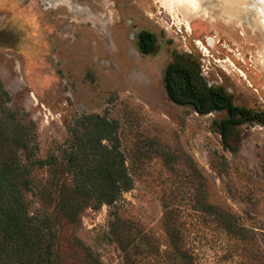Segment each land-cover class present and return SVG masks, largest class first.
I'll return each instance as SVG.
<instances>
[{
  "label": "rangeland",
  "instance_id": "rangeland-1",
  "mask_svg": "<svg viewBox=\"0 0 264 264\" xmlns=\"http://www.w3.org/2000/svg\"><path fill=\"white\" fill-rule=\"evenodd\" d=\"M79 3L107 25L95 29L80 17L75 25L76 17L51 0H0V116L33 123L37 159L58 154L76 117L114 119L133 178L112 205L85 207L72 225L57 218L56 229L103 264H258L264 125H242L240 150L231 154L210 130L223 112L200 115L174 104L163 72L174 55L189 57L208 85L264 111V0ZM140 31L153 34V52L139 51ZM69 178L60 159L33 167L24 193L29 212L55 214ZM223 218L244 227L243 240L224 231ZM121 244L134 246L126 255ZM65 253L62 264H82L76 252Z\"/></svg>",
  "mask_w": 264,
  "mask_h": 264
},
{
  "label": "trees",
  "instance_id": "trees-1",
  "mask_svg": "<svg viewBox=\"0 0 264 264\" xmlns=\"http://www.w3.org/2000/svg\"><path fill=\"white\" fill-rule=\"evenodd\" d=\"M137 46L142 53L153 52V34L140 31ZM163 85L174 104L187 106L200 115L223 112L211 120L210 130L218 134L222 148L231 154L240 150L242 125H264V111L237 105L223 88L208 85L198 64L189 57L173 56L164 69ZM2 92L8 99L7 92ZM11 116L4 112L0 116V264H62L68 250L76 252L82 264H103L74 235L60 234L55 220L61 218L72 225L85 207L97 210L104 204L112 205L132 189L133 178L120 149L117 121L95 113L76 117L67 126V138L59 145L58 154L37 159L33 123L23 124ZM57 159L69 174L71 187L61 194L55 214L30 213L24 193L31 188L32 168L50 167ZM221 224L226 233L243 240L244 227L229 218H223ZM170 237L175 246L178 238L172 234ZM133 246L121 244L126 255ZM263 261L257 245L255 262Z\"/></svg>",
  "mask_w": 264,
  "mask_h": 264
},
{
  "label": "bare ground",
  "instance_id": "bare-ground-1",
  "mask_svg": "<svg viewBox=\"0 0 264 264\" xmlns=\"http://www.w3.org/2000/svg\"><path fill=\"white\" fill-rule=\"evenodd\" d=\"M51 1L57 3V5H58L57 8L60 6L66 7L69 11V14L74 15L76 17V20H75L76 24L75 25H77V23H79L78 17H80V19L83 20L81 22L85 23L86 25H87V23L91 22V24H93V27L95 29H99L100 27H102V29H103V27H105L107 25V22H108L107 20H105L104 23H97L96 19H95L96 16L90 14L89 9L86 6H83L82 4H80L79 0H76V1L75 0H51ZM169 1H171V0H169ZM174 1H178V0H174ZM183 1L190 4V5H195L196 0H183ZM197 3L198 2H196V4ZM260 10L261 9L259 7L256 8L257 12Z\"/></svg>",
  "mask_w": 264,
  "mask_h": 264
},
{
  "label": "flooded vegetation",
  "instance_id": "flooded-vegetation-1",
  "mask_svg": "<svg viewBox=\"0 0 264 264\" xmlns=\"http://www.w3.org/2000/svg\"><path fill=\"white\" fill-rule=\"evenodd\" d=\"M138 35V34H137Z\"/></svg>",
  "mask_w": 264,
  "mask_h": 264
}]
</instances>
